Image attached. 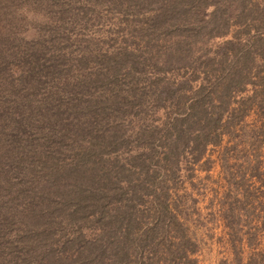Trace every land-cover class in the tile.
I'll use <instances>...</instances> for the list:
<instances>
[{
  "label": "rangeland",
  "instance_id": "374dc122",
  "mask_svg": "<svg viewBox=\"0 0 264 264\" xmlns=\"http://www.w3.org/2000/svg\"><path fill=\"white\" fill-rule=\"evenodd\" d=\"M74 8L78 9L77 6ZM191 10L192 14L184 23L199 31L193 37L180 23L150 28L146 22V28L131 33L125 21H118L123 13L111 11L108 4L100 5L97 12L87 15L82 10H74L64 23L71 48L65 49L63 56L76 54V58H83V63L79 58L75 62L71 57L72 67L66 77L68 80H81L85 76L84 84L90 81L88 78L94 72L106 69L102 66L105 63L102 62L103 54H107L106 63L111 64L114 61L108 57L109 53L120 52L124 47L141 53L139 64L143 70H135L138 84L133 90L145 97L144 106L143 109L138 108V113L122 118L119 130L124 131V136L121 145L127 146L115 153L126 165L129 155L134 152H139L142 158L149 147L150 131H153L155 156L150 161L145 159L152 177L148 179L143 169L139 175L143 185L138 202L143 214L140 231L158 223L155 211L162 170L157 171L156 160L157 155L162 154L160 143L163 133L172 130L176 117H182L192 109L190 102L195 97L203 98L201 108L206 117L219 115L216 122L206 126L207 136L202 145L195 144L197 129L190 133L193 140L181 151L168 175L162 178L169 194L167 202L172 216L163 223L164 232L154 233L151 244L136 254L131 251V259L125 264H264V56L255 51L254 64L241 83H231L226 77H220L223 74L217 80L206 79L203 70L208 65L214 67L219 64L220 52L217 50L226 40L235 39L243 49L250 50L252 39L259 37L258 42L264 45V0H202ZM39 17H42L41 11L37 14ZM35 22L23 20L20 30L24 38L31 35L47 38L41 36L43 30ZM29 28L35 31L29 32ZM183 37L196 42L190 52L187 50L188 42L178 44ZM45 44L50 46V39H45ZM236 47L228 51L226 64L230 67L242 54ZM89 53H96L97 57ZM206 54L216 56L203 66ZM23 60L19 54L13 56L12 66L5 76L7 79L19 81L17 78L24 72L20 64ZM128 69L124 66L119 70L118 78L123 87L130 82L126 74ZM166 80L177 91L173 98L157 104L154 95ZM92 86L90 91L95 88ZM214 87H218L221 96L212 103L207 102ZM86 88L79 86L77 94H89ZM40 90L38 93H47L49 88L43 85ZM97 92H101L100 86L96 87ZM206 117L202 119L208 120ZM72 152L71 149H63L62 153L67 154L64 162L72 158ZM108 155L115 156L113 153ZM89 166L92 168L89 169L87 183L111 195L115 188L110 186L109 175H104L103 180L95 179L98 167ZM21 176L22 179L24 175ZM14 202L22 207L28 198L16 197ZM113 209L110 203L109 211ZM61 211L55 214L52 222L40 225L46 228L41 236L50 241L46 247L55 250L56 258L68 260H57V264H95L98 259L91 250L92 240L98 237L102 227L91 221V214L75 219L67 213L69 208ZM24 227L17 222L13 224L9 235L14 240L0 241V247H4L0 257L28 252L26 246L16 241L18 232ZM82 249L85 250L79 254ZM28 264L51 263L49 259L45 261L40 257ZM101 264H110L109 258Z\"/></svg>",
  "mask_w": 264,
  "mask_h": 264
},
{
  "label": "trees",
  "instance_id": "16d2710c",
  "mask_svg": "<svg viewBox=\"0 0 264 264\" xmlns=\"http://www.w3.org/2000/svg\"><path fill=\"white\" fill-rule=\"evenodd\" d=\"M201 2L75 0L72 3L71 0H0V241L14 240L9 231L17 222L25 227L18 232L16 241L28 249L24 255L0 257V264H28L40 257L45 261L49 259L51 264H57V260L68 262L56 258L55 250L46 247L50 241L41 236L46 228L40 227L52 222L55 214L62 213L61 210L66 208H69L67 213L75 219L91 214V221L98 222L102 227L98 237L92 240L91 250L98 259L95 264L103 263L107 257L110 264H125L131 259V251L136 254L151 244L154 233L164 232L163 223L172 216L167 202L169 194L162 178L168 175L181 151L193 140L190 133L197 129L195 144L202 145L207 136L206 126L216 122L219 115L206 117L201 108L203 98L195 97L190 102L192 109L182 117H176L172 130L163 133L160 143L162 154L157 155L156 160L159 168L157 171L162 170L155 211L158 223L140 231L143 214L138 202L141 200L143 185L139 175L143 169L148 179L152 177L145 159L150 161L155 156L153 131H150L147 141L149 147L142 158L139 152H134L129 155L126 165L115 153L127 146L121 145L124 136V131L119 130L122 118L138 113V108L143 109L144 106L145 97L133 90L138 84L135 70H143L142 64H139L141 53L124 47L120 52L109 53L108 57L114 61L111 64L106 63L107 54H103L102 62L105 63L102 66H106L103 72H94L88 78L90 81L84 84L85 76L81 80H68L66 76L72 67L70 59L74 57L76 62L79 57L76 58V54L63 56L64 50L71 48L64 23L74 10H82L87 15L97 12L100 5L108 4L111 11L123 13L118 21H125L131 33L146 28V22L150 28L180 23L187 27V32L193 37L199 31L190 29L184 21L192 14L191 9ZM39 11L42 17L37 18ZM25 19L38 22L39 28L43 30L41 36L47 38L39 35L24 38L20 29ZM28 30L32 33L35 31L32 28ZM33 39L37 41H31ZM45 39H50V46L45 44ZM258 40L259 37L252 39L250 50L243 49V45L235 42V39L226 40L217 50L220 52L217 59L219 64L214 67L208 65L203 69L205 78L217 80L223 74L221 78L226 77L231 83H241L254 64L255 51L264 56V45ZM182 42L189 43V52L191 46L196 44L193 40L187 41L186 37L180 39L178 44ZM233 47L239 48L242 54L230 67L226 59L228 51ZM175 49H178V45ZM15 54L24 57L23 62H20L24 72L17 78L19 81L5 77ZM89 54L97 57L96 53ZM215 56L204 55L206 59L202 62L203 66L210 58L214 60ZM124 66L129 68L126 71L130 79L127 87H123L118 78L119 70ZM43 85L49 88L48 92L38 93ZM91 85L95 87L93 91H90ZM79 86L87 87L89 94L78 95L76 90ZM99 86L101 92L95 93ZM217 89L211 88L207 102L212 103L220 98ZM176 91V87L166 80L154 95L155 102L164 103L173 98ZM204 117L208 120L204 121ZM64 148L73 150L72 158L66 162L67 154L62 153ZM110 153L115 156L108 155ZM88 164L98 167L95 179L103 180L104 175H109L110 186L115 188L111 195L87 183L89 169L92 168ZM99 168H103V171H99ZM21 175H24L22 179ZM16 197H27V204L19 207V203L14 202ZM109 202L114 206L113 211H109ZM3 250L4 247H0V256Z\"/></svg>",
  "mask_w": 264,
  "mask_h": 264
}]
</instances>
